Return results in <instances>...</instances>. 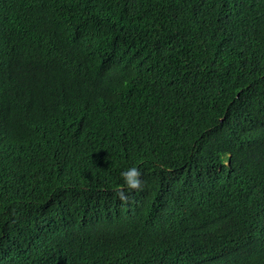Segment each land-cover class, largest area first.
Returning a JSON list of instances; mask_svg holds the SVG:
<instances>
[{
	"label": "trees",
	"instance_id": "16d2710c",
	"mask_svg": "<svg viewBox=\"0 0 264 264\" xmlns=\"http://www.w3.org/2000/svg\"><path fill=\"white\" fill-rule=\"evenodd\" d=\"M0 264H264V0H0Z\"/></svg>",
	"mask_w": 264,
	"mask_h": 264
},
{
	"label": "clouds",
	"instance_id": "9594fccd",
	"mask_svg": "<svg viewBox=\"0 0 264 264\" xmlns=\"http://www.w3.org/2000/svg\"><path fill=\"white\" fill-rule=\"evenodd\" d=\"M124 180V187L115 190L117 198L124 203L129 202L130 193L141 191L143 187L142 173L137 167H132L126 171L121 172Z\"/></svg>",
	"mask_w": 264,
	"mask_h": 264
}]
</instances>
